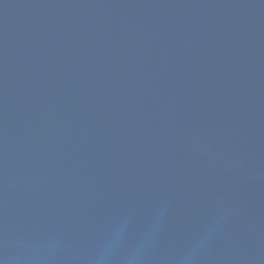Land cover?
<instances>
[{"label": "water", "instance_id": "1", "mask_svg": "<svg viewBox=\"0 0 264 264\" xmlns=\"http://www.w3.org/2000/svg\"><path fill=\"white\" fill-rule=\"evenodd\" d=\"M161 212L143 264H264V0H0V264Z\"/></svg>", "mask_w": 264, "mask_h": 264}, {"label": "clouds", "instance_id": "2", "mask_svg": "<svg viewBox=\"0 0 264 264\" xmlns=\"http://www.w3.org/2000/svg\"><path fill=\"white\" fill-rule=\"evenodd\" d=\"M162 221L163 215L161 212L156 217H154L144 236L137 242V244L133 248L129 250L127 257L124 260V264H143V257L146 246L159 232L162 226ZM126 225L127 220L122 221L120 226L113 232L112 237L107 241V243L98 253L95 264H111L113 254L120 244ZM211 230L212 229H210V231ZM205 239L206 235L193 242L191 248L188 250L187 254L184 257L185 264H190V261H192L195 255L199 252Z\"/></svg>", "mask_w": 264, "mask_h": 264}]
</instances>
